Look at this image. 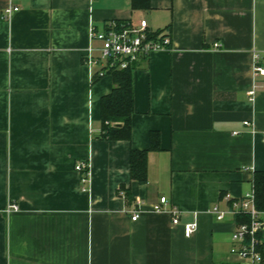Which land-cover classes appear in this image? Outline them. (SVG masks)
Here are the masks:
<instances>
[{"label":"crops","instance_id":"1","mask_svg":"<svg viewBox=\"0 0 264 264\" xmlns=\"http://www.w3.org/2000/svg\"><path fill=\"white\" fill-rule=\"evenodd\" d=\"M149 2L0 0V264H238L237 221L209 211L250 194L264 172V78L254 81L252 58L264 53V0ZM10 5L19 11L5 19ZM142 19L171 48L133 71L132 138L109 141L101 100L113 77L91 82L89 29ZM153 132L160 150L140 185L131 152L148 150ZM83 161L89 192L75 171ZM163 197L167 211L155 212Z\"/></svg>","mask_w":264,"mask_h":264},{"label":"built area","instance_id":"2","mask_svg":"<svg viewBox=\"0 0 264 264\" xmlns=\"http://www.w3.org/2000/svg\"><path fill=\"white\" fill-rule=\"evenodd\" d=\"M19 11V8L9 6L5 9L3 17L9 19ZM166 31H153L147 20L142 19L137 24L131 22H108L104 29L99 31L94 26L89 29V47L83 55V64L89 69L91 82L95 78L103 77L116 71L135 70L142 59L150 57L153 53L171 48V38ZM219 48V45H215ZM254 81L264 78V53L252 52ZM256 83L250 92L251 101H254ZM252 127L249 121L244 123ZM75 171L80 174L82 190L89 192L90 162H79ZM122 197L125 193L121 192ZM226 210L219 205L213 207L209 213L218 221H224L227 216H233L237 221L240 216H247L249 222L236 225L232 233L231 255L238 264H264L261 248L264 244V213L256 207L254 191L239 199H230ZM168 205L167 198H161V205L154 208L155 212L164 213ZM18 211L17 205H11L8 213ZM173 218V225L180 224L179 211H169ZM140 212H135L132 220L136 221ZM184 235L190 239L198 230V223H188L183 226Z\"/></svg>","mask_w":264,"mask_h":264},{"label":"trees","instance_id":"3","mask_svg":"<svg viewBox=\"0 0 264 264\" xmlns=\"http://www.w3.org/2000/svg\"><path fill=\"white\" fill-rule=\"evenodd\" d=\"M132 7L134 10L148 9L150 2L149 0H132ZM167 35L169 34L167 33ZM110 75L113 77L114 88L109 95L101 100V137L109 141H130L132 138V116L134 114L133 70L116 71ZM97 80L98 78H95L93 83H96ZM159 150L160 134L153 132L150 135V148L148 150L131 152L130 174L132 180L137 181L140 185L147 184L148 154ZM253 191L256 207L264 213V172L255 173ZM121 192L125 193V198L129 202H132L131 194L126 191L125 186L120 188ZM245 222H249L247 216L237 218L238 224ZM261 251L264 258V244Z\"/></svg>","mask_w":264,"mask_h":264},{"label":"water","instance_id":"4","mask_svg":"<svg viewBox=\"0 0 264 264\" xmlns=\"http://www.w3.org/2000/svg\"><path fill=\"white\" fill-rule=\"evenodd\" d=\"M117 126H119V125H117Z\"/></svg>","mask_w":264,"mask_h":264}]
</instances>
